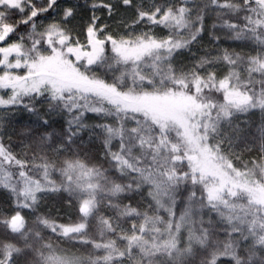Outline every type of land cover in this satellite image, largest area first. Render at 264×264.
I'll return each mask as SVG.
<instances>
[{
	"label": "snow or ice",
	"instance_id": "6c2138e0",
	"mask_svg": "<svg viewBox=\"0 0 264 264\" xmlns=\"http://www.w3.org/2000/svg\"><path fill=\"white\" fill-rule=\"evenodd\" d=\"M209 9L247 52H191ZM21 112L17 153L5 136ZM256 112L264 121V0H0V188L15 204L0 207V264H264V123L259 155L235 152ZM88 128L104 163L72 150ZM145 189L143 210L123 203ZM48 192L68 193L78 219L29 225L21 209Z\"/></svg>",
	"mask_w": 264,
	"mask_h": 264
},
{
	"label": "trees",
	"instance_id": "16d2710c",
	"mask_svg": "<svg viewBox=\"0 0 264 264\" xmlns=\"http://www.w3.org/2000/svg\"><path fill=\"white\" fill-rule=\"evenodd\" d=\"M203 0H193L194 4H201ZM130 13H125L123 9L117 14L116 19L121 17L127 18ZM118 21L114 20L111 21V24L115 25L117 29L122 31V27H118ZM110 23V21H109ZM218 23L215 12L211 9L208 10L205 19H204V31L199 38L197 43H194L191 46V52L194 53L196 56L203 55L207 51H211L215 53L216 48H232L236 51L247 52V46L240 41H233L227 39L224 33L219 28H213L212 24ZM113 29V26H112ZM219 30L221 35L216 31ZM157 35H164L165 33L161 31V29H155ZM211 36L209 34L215 33V35L220 36L219 41L210 40L207 38ZM213 37V35H212ZM212 41V42H211ZM191 56L189 53L185 52L184 55L179 56L177 58V63L187 64L190 62ZM13 123L6 129L7 135L5 136V142L11 143L13 146V150L17 153L21 152V133L23 131L24 126L28 123L29 117L27 113H17L15 116L11 117ZM243 122L240 120L241 127L245 129V139L238 141L235 145V152L241 157L242 160L248 161L250 159H255L258 155V148H259V131L258 129L264 123L261 118V114L256 112L255 114H247L243 119ZM247 123H244V122ZM85 123L88 125H94L98 123H104L97 117L93 115L87 114ZM64 121L60 120L57 125V129L60 128V125H63ZM66 126V125H65ZM11 137V141H8L7 137ZM76 139V143L73 144L72 150L75 152H79L81 156H86L88 158H94L92 162H99L104 163L103 158V134L98 130V128H88L83 130L78 138ZM235 163L239 166V161H235ZM113 175H117L113 173ZM58 173L54 175L53 178H57ZM42 199L37 206V210L35 213L31 209H21V214L25 216V219L29 225H31L32 221L35 220L37 215H44L48 216L51 219L55 220L59 224H69L74 222L78 219V211L75 204V201L71 205H69L68 200L70 199L68 193L66 192H52L49 195L41 196ZM149 199L146 194V191L143 190L140 194H126L125 198L123 199V203L127 204L129 202L132 205L139 206L142 210L147 207ZM0 207L11 210L15 207L13 203V198L10 196V193L0 188ZM101 215L105 217L113 215V211L107 208L106 206L101 208ZM163 214V213H161ZM207 216L205 219L207 220ZM46 231V235L52 239L54 243H58L60 241L57 240L55 235L48 230Z\"/></svg>",
	"mask_w": 264,
	"mask_h": 264
},
{
	"label": "rangeland",
	"instance_id": "374dc122",
	"mask_svg": "<svg viewBox=\"0 0 264 264\" xmlns=\"http://www.w3.org/2000/svg\"><path fill=\"white\" fill-rule=\"evenodd\" d=\"M119 19H120V18H119ZM119 19H116V18H115L116 21H119ZM113 22H114V21H113ZM110 23H111V21H110ZM117 23H118V22H117ZM212 25H214V24H212ZM112 26H113V29H112L113 31H120L119 29L116 28V26H115L114 24H113ZM121 30L124 31L123 27H122ZM216 31L221 35V33L219 32V30L216 29ZM206 34H207V38H209L210 40H214L213 37H212L213 34H209V35H211V36H208V32H207ZM221 38H223L222 35H221ZM81 39H83V37H81ZM211 42H212V41H211ZM88 114H89V115H93L94 117H97L95 114H92V113H88ZM245 116H246V115H241L240 120H241L242 122H243L242 119H243ZM97 118H99V117H97ZM99 119H100V118H99ZM100 120H101V119H100ZM240 120H239V121H240ZM239 121H238V122H239ZM103 122H106V121H103ZM242 122H239V123H242ZM98 130L101 132L100 129H98ZM101 133H102V132H101ZM145 191H146V194H147V190H146V189H145ZM50 193H52V192L41 193V194H39V195H41V196H43V195H47V194L49 195ZM148 199H150V198L148 197Z\"/></svg>",
	"mask_w": 264,
	"mask_h": 264
}]
</instances>
